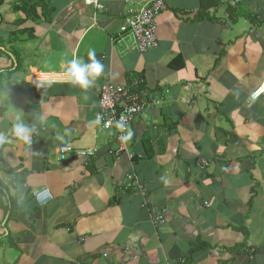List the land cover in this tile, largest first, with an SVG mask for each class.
Instances as JSON below:
<instances>
[{"label":"crops","instance_id":"0c3cea01","mask_svg":"<svg viewBox=\"0 0 264 264\" xmlns=\"http://www.w3.org/2000/svg\"><path fill=\"white\" fill-rule=\"evenodd\" d=\"M16 1L0 0V132L18 115L38 132L0 145V264H264V0H164L144 52L119 40L125 0H50L46 22ZM89 49L105 70L85 92L59 74ZM137 79L159 105L116 153L89 122L101 85Z\"/></svg>","mask_w":264,"mask_h":264},{"label":"built area","instance_id":"2783aa9c","mask_svg":"<svg viewBox=\"0 0 264 264\" xmlns=\"http://www.w3.org/2000/svg\"><path fill=\"white\" fill-rule=\"evenodd\" d=\"M239 1L233 0V3ZM91 3L97 6V0H85V4ZM125 5L124 22L118 31L119 40L123 42L126 35L131 36L139 52L155 48L158 45L156 37L158 17L166 9L164 0H125ZM59 75L65 78L63 73ZM262 95H264V82L252 92L249 98L251 101H255ZM152 105L158 106L159 102L154 100L151 93L144 86L142 79H137L135 82L123 86L113 84H103L100 86L98 114L102 117V120L99 125L106 131H116V140L119 145L116 153L126 151L125 144L127 142L119 138L122 133L116 127V121L126 118L128 129L131 130L135 118ZM123 134H126V132ZM69 151H71L69 147L60 148V157L63 158ZM94 154V149L80 153L82 157L86 158H91ZM128 157L132 159L131 154H128ZM32 196L40 205H44L51 199V196L45 189L34 191ZM150 220L153 223L162 224L165 222L164 214L160 211L151 212Z\"/></svg>","mask_w":264,"mask_h":264},{"label":"clouds","instance_id":"9594fccd","mask_svg":"<svg viewBox=\"0 0 264 264\" xmlns=\"http://www.w3.org/2000/svg\"><path fill=\"white\" fill-rule=\"evenodd\" d=\"M87 61L80 57H74L66 62L63 68L65 76V83L73 87H78L85 92L95 86L96 81L102 74H104L105 66L101 59L98 58L97 52L94 49H89L87 52ZM49 85L52 83L48 82ZM22 113V111H20ZM102 117L97 114L96 118L89 123L92 125H99ZM116 127L120 130L122 135L119 137L121 140L129 141L133 136V132L128 129L126 118H121L116 121ZM38 132L36 124H29L23 115H18L14 118L12 127L7 132H0V145L10 143L11 139L19 142L32 145V137ZM126 134H123L125 133ZM57 139L63 140V136H58ZM207 165L205 162L200 163V169Z\"/></svg>","mask_w":264,"mask_h":264},{"label":"trees","instance_id":"16d2710c","mask_svg":"<svg viewBox=\"0 0 264 264\" xmlns=\"http://www.w3.org/2000/svg\"><path fill=\"white\" fill-rule=\"evenodd\" d=\"M49 2L50 0H17L14 8L25 13V19H32L34 22H38L39 20L46 22L50 20L49 13L52 11L48 6ZM30 33L33 35V31ZM32 35H28V38L31 39ZM4 170L5 174L8 173L10 175V170Z\"/></svg>","mask_w":264,"mask_h":264}]
</instances>
